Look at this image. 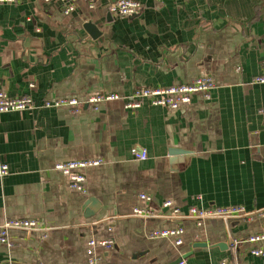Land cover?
<instances>
[{
	"label": "crops",
	"instance_id": "obj_1",
	"mask_svg": "<svg viewBox=\"0 0 264 264\" xmlns=\"http://www.w3.org/2000/svg\"><path fill=\"white\" fill-rule=\"evenodd\" d=\"M116 0L0 4V89L31 96L33 109L0 114V226L33 218L42 228L12 229L0 264H264L252 253L264 241V0H138L139 14L113 15ZM98 28L93 37L87 23ZM210 76V97L195 93L178 109L122 101L78 111L44 104L97 93L130 95ZM146 150L134 158L131 149ZM176 153V154H175ZM104 160L85 170L87 193L73 190L55 168L74 159ZM147 193L152 201L139 198ZM100 207L86 216L88 201ZM192 205H241L233 216H176ZM136 206L152 216L134 214ZM182 226V243L152 238ZM114 240L88 254L89 241Z\"/></svg>",
	"mask_w": 264,
	"mask_h": 264
},
{
	"label": "built area",
	"instance_id": "obj_2",
	"mask_svg": "<svg viewBox=\"0 0 264 264\" xmlns=\"http://www.w3.org/2000/svg\"><path fill=\"white\" fill-rule=\"evenodd\" d=\"M18 0H0V4L15 3ZM47 2L54 0H45ZM60 2L62 10L66 14H70L77 7L78 0H57ZM113 15L120 17H130L137 15L142 10V4L138 0H116L109 8ZM253 82L264 84V72L257 75ZM216 86L215 81L210 76H199L188 83L176 84L163 87H140L130 95H122L118 93H97L90 95L85 100H80L77 97H63L52 101H46L44 106L48 108L66 107L78 111L85 104L91 106L94 110H99L100 106L109 102L122 101L125 108L136 110L143 106L145 102L159 107H167L178 109L184 104H189L195 93H202L206 97H210L211 90ZM36 104L31 96L12 97L8 95L2 88L0 89V114L12 111H21L33 109ZM132 155L136 159L145 160L148 158L146 150H140L137 147L131 149ZM104 163L101 158L98 159H74L64 162H57L55 168L65 175L70 177V187L73 190L87 193V175L85 170L91 167L100 166ZM10 172L9 166L0 162V178L5 177ZM141 200L147 202L152 201V196L147 193L139 194ZM164 207L172 208L176 216L179 217H194L197 218L198 224L210 217L229 218L233 216L243 217L245 220L252 221L254 218L253 212L246 210L244 206H222L203 208L197 205H192L184 213L174 204L172 200H166L162 204ZM134 214L138 216H152L153 209L149 207L136 206ZM42 223L38 219L33 218H6L0 226V245H10L11 230L19 229L27 233L42 228ZM185 229L182 226L160 228L152 231V238H175L177 245L182 243V235ZM249 242L256 243L264 241V230L260 233H255L247 239ZM114 245V240H95L89 241L88 254L93 256L96 248L101 246L106 250H110ZM252 253L256 256L264 257V248L255 247ZM181 264H184L183 262Z\"/></svg>",
	"mask_w": 264,
	"mask_h": 264
},
{
	"label": "water",
	"instance_id": "obj_3",
	"mask_svg": "<svg viewBox=\"0 0 264 264\" xmlns=\"http://www.w3.org/2000/svg\"><path fill=\"white\" fill-rule=\"evenodd\" d=\"M87 26H88L87 29H88L89 33L93 37L98 36V33H99L98 28L92 22H88ZM99 207H100V203H99L98 199L95 197H90V199L88 201V209L86 210V216L93 215Z\"/></svg>",
	"mask_w": 264,
	"mask_h": 264
}]
</instances>
